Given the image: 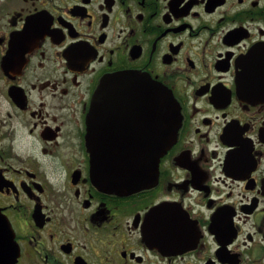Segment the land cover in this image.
Here are the masks:
<instances>
[{"label": "flooded vegetation", "instance_id": "1", "mask_svg": "<svg viewBox=\"0 0 264 264\" xmlns=\"http://www.w3.org/2000/svg\"><path fill=\"white\" fill-rule=\"evenodd\" d=\"M121 72L178 113L124 194L92 151L149 152L169 124L124 90L91 119ZM0 264H264V0H0Z\"/></svg>", "mask_w": 264, "mask_h": 264}, {"label": "water", "instance_id": "2", "mask_svg": "<svg viewBox=\"0 0 264 264\" xmlns=\"http://www.w3.org/2000/svg\"><path fill=\"white\" fill-rule=\"evenodd\" d=\"M108 90L139 92L137 97L143 98L145 101H139L134 106L140 107L141 113L155 114L157 121L163 118L169 124L166 132L156 134L155 141L150 144L149 152L109 154L92 151L93 156L97 158L93 163L94 170L98 178L101 177L105 180L103 183L105 187L123 194L131 193L143 186H150L156 180L159 158L175 139L178 113L174 107L170 108L169 95L151 79L133 73L121 72L101 80L94 92L93 100L90 102V116L97 123L101 121L105 107L108 106L105 100L118 95H106ZM164 115L166 116L163 117ZM94 138L99 140L100 135L98 134ZM106 156L107 160L104 158Z\"/></svg>", "mask_w": 264, "mask_h": 264}]
</instances>
